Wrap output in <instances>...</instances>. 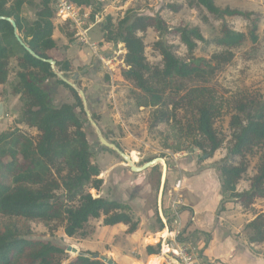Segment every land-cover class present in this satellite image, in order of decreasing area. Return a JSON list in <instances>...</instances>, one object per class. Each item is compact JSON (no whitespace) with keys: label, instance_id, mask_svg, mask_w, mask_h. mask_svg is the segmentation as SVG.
<instances>
[{"label":"trees","instance_id":"trees-1","mask_svg":"<svg viewBox=\"0 0 264 264\" xmlns=\"http://www.w3.org/2000/svg\"><path fill=\"white\" fill-rule=\"evenodd\" d=\"M72 1L82 9L89 2ZM196 1L217 18L249 17L246 12L220 7L216 0ZM25 4L33 5L34 0H0V16L12 17L24 42L41 58L55 59L57 69L67 76L73 70L71 62L54 55L58 46L53 37L54 6L43 0L30 20L23 15ZM257 28L254 21L247 34L224 24L212 41L224 52L207 59L193 54L198 42L206 39L200 28L190 24L169 27L159 14H139L130 8L118 19L108 15L102 25L105 41L125 45L122 75L139 90L137 107L152 108L150 127L158 133L161 147L174 153L198 149L212 157L226 146L227 153L216 166L224 201L235 200L246 208L264 199V95L248 90L227 95L208 83L207 76L232 59L231 49L248 38L256 42ZM149 29L160 34L154 48L161 65L147 58L145 34ZM166 34L187 47L188 60L180 58L162 38ZM11 58L17 59L18 67L12 92L21 95L23 106L16 126L0 133V264H104L93 252L71 256L60 244L30 236L29 221L60 223L69 237L86 236L89 221L95 218H103L105 225L124 223L128 233L138 228L139 221L128 202L91 193V189L99 192L104 180L100 167L92 161L91 145L76 110L83 106L81 97L50 63L34 57L19 43L9 21L0 19V85L8 80ZM189 80L198 83H183ZM58 85L68 87L77 103L56 105L52 95ZM225 116H229L230 133L216 125ZM21 124L35 129L36 134ZM161 125L165 128L157 129ZM251 158L257 159L255 173L248 188L239 191L237 186ZM255 213L247 224L252 230L249 240L260 243L264 241V212ZM177 240L185 239L177 235ZM147 252L157 254L158 250L149 246Z\"/></svg>","mask_w":264,"mask_h":264},{"label":"rangeland","instance_id":"rangeland-1","mask_svg":"<svg viewBox=\"0 0 264 264\" xmlns=\"http://www.w3.org/2000/svg\"><path fill=\"white\" fill-rule=\"evenodd\" d=\"M41 2L43 3V0H34L33 5L25 4L23 7V15L33 20L39 8L37 5ZM49 3L52 5V0H49ZM216 3L220 7H231L232 9L246 12L249 14V17L234 15L217 18L204 7L200 6L196 0H89L88 5H84L83 12L81 13V17L85 22L83 27L87 29L90 28L87 32L88 38L85 42L76 35L77 30L69 24L71 22H66L58 18L54 13L53 22L55 31L53 37H55L54 39L58 45L54 55L57 59H69L75 63L73 70L68 72L66 77L70 81L76 83L79 89L84 90L88 109L97 125L102 130L103 135L108 141L119 144L126 153L132 156L133 160L136 161L138 165H142L152 158L162 155H165L164 157L168 161L170 168L163 196L164 203L162 204V207H164L162 208L163 215L166 217V227L163 224L164 222H160L159 220L156 203L160 184L161 163L142 172L131 171L129 165L124 163L123 158L117 152L100 143L96 127L89 120L84 106H78L76 108L83 120L84 131L91 145V150L93 152L92 161L98 164L102 171L100 177H103L104 184L100 190V195L105 198L127 201L140 215L143 213V210L148 209V211L145 210V212L149 218L143 220V236H147L146 239L143 240L142 237L138 243L134 244L132 251V247L128 246V250L138 259L147 256V246L150 245V241H154L153 237H156L155 235L149 234V231L152 230V225L153 228L155 227L157 229L159 227L161 229V233L157 237L165 236V229H174V231H176V237L177 235H181V237L185 239L184 242L189 243L194 249L195 254H198L200 249L198 250L196 248L197 238L203 236V238L207 240L208 235H203L204 233L200 232L195 224L191 226L192 211L184 210L183 212L185 213L180 212L184 206L180 204V206L176 207V211L175 213L173 212L174 215L171 219H168L165 205L167 202H170V200L173 201L175 198L183 200L186 196V192L183 188L178 192H175L173 189L175 181L181 178L182 175L184 176L178 164L180 159L186 161L188 159L196 160L199 170L201 168L213 169L226 155L227 149L225 146L216 151L213 157L206 158L203 157L204 154L202 151L198 149L179 152L177 154L163 149L158 133L150 127L152 108L137 107V94L139 90L132 81L124 79L122 75V70L125 67V45L123 43H111L113 44L111 46L103 44L100 39L101 34L104 36L102 25L106 23L108 15H112L115 19H118L130 8L139 14H159L166 20L169 27L178 26L180 24H190L200 28L206 41H199L193 54L196 57L212 59L215 53L224 52L222 47L212 42L220 35L221 28L224 24L231 30L248 34L253 27L254 21H256L258 27L257 41L252 42L250 38H248L242 45L231 49L233 52L232 59L210 72L207 78L208 83L217 87L221 93L227 95L242 90H248L252 94L260 93L264 95V0H216ZM97 21H100L98 25L91 27V23H97ZM63 27L64 29H62ZM66 32L70 35L68 36ZM92 32L95 33V36L99 39L92 38ZM160 38V34L153 29H149L145 34L146 55L148 60L154 65L162 64L161 56L154 48V43ZM162 38L167 43L173 45L174 50L180 58L188 60L190 55L188 49L177 37L166 34L163 35ZM96 41H99L101 44V49L99 51H102L106 59L111 60L110 63L108 62V65L103 62L100 59L101 56L97 54L98 45ZM90 52H92V56L94 55L97 60L91 58ZM102 53L100 54L102 55ZM10 71L11 80L15 77L17 71L16 58H11L10 60ZM183 83L191 85L198 83V81L189 80ZM11 86L13 85L10 84V82H6L5 85L0 88L1 97H5L4 99H6V101L9 99L8 91L11 90ZM52 97L56 105H60L64 102L71 104L77 103L76 98L65 85H58ZM11 103L14 104V106H18L13 100ZM9 109L10 110H8L7 107L3 117L0 116V133L8 130L12 126H16L15 122L17 118H13L11 104ZM228 123L229 116H225L222 120L217 121L216 125L225 133H230ZM164 128L165 126L161 125L157 129L163 130ZM23 129L32 134H36L37 132L35 129ZM256 162V158L250 159L249 169L239 182L238 189L243 190L248 188L250 178L255 173ZM196 170L197 168L194 169L193 167L186 175L195 174L197 172ZM204 179H206V177L200 179L198 183H195V187L197 186L198 188L196 191L199 192L196 196L201 197V203L206 208V211H211L215 207L216 199L214 195H210V193L208 195L202 188L201 184ZM187 189L189 191L191 190L190 182ZM91 193L99 196V193L95 189H91ZM231 207L237 219L236 227L231 228L230 231H233L232 234L236 238L242 237L247 239L251 235L252 230L248 227H244V225L247 220L252 218L254 210L264 212V199L256 200L255 206H252L254 209L249 208L245 210L237 206ZM176 212L180 215L179 219H177ZM147 216L145 218H147ZM18 224L22 226L24 223L20 222ZM28 224L31 228V237L51 240L60 244L66 247L68 255L75 256L85 251L87 248L94 251L95 258L98 257L102 259L101 257H103L98 248L94 246L95 243H100L99 236L102 230L98 232V228L103 226L102 219H94L87 226L86 231L89 237L88 235L69 237L65 234L63 225L57 222L46 224L41 221H29ZM163 226L164 229H162ZM107 233L119 235L114 239L111 238V240L106 241L116 249H118L117 247L121 246L122 243H128V245L133 243L132 241L126 242L128 235L124 233L120 235L119 229ZM86 238L88 242H83ZM163 239L170 247H175L178 242L176 241L177 239H175V241L170 240V238ZM256 251L262 252L261 249L255 250V252ZM159 254L162 255L160 247ZM108 258L113 261L112 258ZM160 258L163 261L162 264H171L170 260L167 258H165L167 259L166 261H164L163 257ZM151 261L152 257L150 258V262ZM135 264L140 263L136 262ZM153 264L155 263L153 262Z\"/></svg>","mask_w":264,"mask_h":264},{"label":"crops","instance_id":"crops-1","mask_svg":"<svg viewBox=\"0 0 264 264\" xmlns=\"http://www.w3.org/2000/svg\"><path fill=\"white\" fill-rule=\"evenodd\" d=\"M99 22L100 21H97V23L96 22L91 23V27L97 26ZM62 29H64V27ZM89 29L90 28L87 29L84 27V30L86 31L85 32L86 39L88 38L87 32ZM54 31H55V29H54ZM76 35L79 36L77 34V32H76ZM91 36H92V38H98L95 36V33H93V32H92ZM100 36H101L100 39L103 42V44H105V45L108 44V46L113 45V44L104 40L103 34H101ZM63 37H65V36H63ZM80 39H81V37H80ZM96 44L98 45V49H97L98 53L97 54L100 55L101 57L105 58L103 56L102 51H99L101 49V47H100L101 44L99 43V41H96ZM63 48H65V47H63ZM92 52H90L91 58H93L94 60H97L96 57L94 56L95 55L94 52H93L94 55L92 56ZM99 52L102 53V55ZM67 60H69V59H67ZM70 62L72 64V66H75V63L73 61H70ZM17 69H18V67H17ZM10 73H11V71H10ZM10 76L11 75L9 74L7 82H10V84L13 85L14 83H16L17 77L15 75V77H13V79L10 80V78H11ZM4 85H5V83L0 85V88H2V86H4ZM8 92H9L8 101H6V99H4L5 97L2 98L1 94H0V116L3 117L4 112L6 111L7 107H8V110H10L9 107L11 104L12 111H13V118H18L20 115V112L22 110V106H23V101L21 99V95L20 94H14L12 92V88ZM12 100L14 102H16V105H18V106H14V104L11 103ZM6 102L8 103V105ZM20 126L22 128H28L25 124H21ZM171 153H174V152H171ZM174 154H177V153H174ZM178 164H179V166H180V168H181V170L185 176L184 177L182 175V177H181V180H182L181 189L183 188L185 190L186 196L183 200L179 199L180 203L177 204L176 207L180 206V204H183L184 205L182 207L183 209L181 211L179 210L180 212H183L184 210L192 211L191 226H193V224H195L198 227V229L200 230V232L204 233V234L202 233L203 235H208L207 240H205L203 238V236L197 238V247L196 248L198 250L200 249L198 251V254H197L199 259L203 260L204 262L208 261L209 263H214V264H264V241L260 242V243H252V242H250L249 237L247 239L242 238V237L236 238L232 234L233 231L232 232L230 231L231 228L236 227V219H237V217L235 216V214L231 210V208H232L231 206H237V207L243 208L245 210L249 209V208L243 207L240 203H238L235 200L225 199V201H224L225 195L222 192L221 178H220V175L218 173L217 168L216 167L213 169L201 168L199 170L197 167L198 162L196 160H192V159H190V160L188 159L187 161L184 159H180ZM193 167H194V169L197 168V170H196L197 172L195 174H192V175H186V173L189 170H192ZM168 173H169V170H168ZM205 177H206V179L203 180L201 186L207 192L208 195L210 193V195H214V198L216 199L215 200L216 201L215 207L211 211H206V208L201 203V197L196 196L197 194H199V192L196 191V190H198V188H197V186L195 187V183L196 182L198 183L200 179H203ZM189 182H190V189H191L190 191L187 189L189 186ZM173 186H174V184H173ZM237 188H238V186H237ZM238 190L242 191L240 189H238ZM98 193H99V196H101L100 191ZM164 193H165V191H164ZM203 195H205V194H203ZM257 200H259V199H257ZM123 202H127V201H123ZM171 202L172 201L170 200V202H167V204L165 205V207L167 209V213L166 212L165 213L168 216L167 217L168 219H171V217L175 213L174 212V204L172 207ZM163 203L164 202L162 201V204ZM130 206H131V204H130ZM253 206H255V204ZM162 208H164V207H162ZM252 208L254 209V207H252ZM132 210H133L134 217L139 221L138 228L134 232L128 233L127 230L129 227H128V225H126L124 223H118L115 225H105L103 223V226L98 228V232L100 230H102V231H100V236H99L100 237V241H99L100 245L98 243H95L94 246L96 248H98V250L101 252V254L103 256H106L107 258L108 257L112 258L114 263L117 262L116 264H118V263L119 264H135L136 262H138L140 264H148V262H150L151 256L163 257L164 261H166L168 259V260H170L171 264H173L174 259H172V256L170 257L167 254L163 253L162 246L165 243L163 237H161V236L157 237L161 233V229L159 227L157 229L155 227L153 228V225L151 226L152 230L149 231V234L155 235L156 237L155 238L153 237L154 241H150L149 242L150 245H148L147 248L149 246H152L156 250H158V253L157 254H148V252H147V256L142 257L141 258L142 260H141V259H138L137 257H135L133 255V253H131L130 250H128V246H129V247H132L131 248V251H132L134 248V244L138 243L142 237H143V240L146 239L147 236H143L144 235L143 234V228H144V226H143L144 221L143 220L149 218L147 216V213L145 212V210L148 211V209L143 210L142 211L143 213L141 215L138 214L133 208H132ZM255 212L261 213L263 211L258 212L256 210H254V214L252 215V218L250 220L246 221V224L244 225V227H247V224L255 218V216H256ZM157 213H158V210H157ZM183 213H185V212H183ZM138 215L140 218L138 217ZM176 215L178 217L177 219H179L180 215H178V213ZM146 216H147V218H145ZM158 216H159V213H158ZM159 218L161 219V221L164 222L163 224L167 227L166 217H164V219H162L159 216ZM95 219H102V221H103V218H95ZM92 220H94V219H91L89 221V224L91 223ZM116 229H119L120 235H122L123 233L128 235L126 242L132 241L133 243L130 245H128V243H122L121 246L117 247L118 249H116L113 245L107 243L106 241L111 240V238L114 239V238L119 236L116 234L111 235V234L107 233V232H113ZM162 229H164V227ZM104 230H106V231H104ZM168 230L170 231V234L167 237V239L170 238V240L175 241V239H177L176 231H174V229H168ZM184 231H186V230H184ZM87 235L89 237V234H87ZM83 242H88V239L87 238L84 239ZM165 245H167V244L165 243ZM159 247H160V250L162 252V255L159 254ZM260 249L262 250V252H260V251L255 252V250H260ZM85 251L94 252V251H91L90 249H87V248ZM165 258H167V259H165ZM102 262L104 264L107 263L104 260H102Z\"/></svg>","mask_w":264,"mask_h":264},{"label":"water","instance_id":"water-1","mask_svg":"<svg viewBox=\"0 0 264 264\" xmlns=\"http://www.w3.org/2000/svg\"><path fill=\"white\" fill-rule=\"evenodd\" d=\"M0 19H5L7 21H9L11 23V25L14 28L15 31V36L17 38V40L19 41V43L26 49L28 50V52L30 54H32L34 57L36 58H40L41 60H44L48 63H50L52 69L56 72V74L58 75V77L67 85H69L70 87L74 88L79 96L82 99L83 102V106H84V110L86 112V114L88 115L89 120L91 121V123L96 127V131L98 133V137H99V141L100 143L109 148L114 150L115 152H117L124 160V163L128 164L130 169L134 172H142L145 171L147 169H149L150 167H153L159 163H161L162 168H161V176H160V184H159V189H158V193H157V210L159 213V216L164 219V215H163V210H162V201H163V196H164V191H165V186H166V182H167V176H168V170H169V165H168V161L165 157L163 156H158V157H154L151 160L145 162L142 165H138L136 164V161L133 160L132 156L128 153H126L124 150H122L116 143L110 142L108 141V139L103 135L102 130L100 129V127L97 125L96 121L94 120L92 114L90 113L89 109H88V105H87V99L85 97V92L83 89H79L78 86L76 85V83L70 81L63 72L59 71L56 67V60L55 59H44L41 58L30 46H28L24 40L22 39V37L19 35L18 32V27H17V23L16 21L9 16H0ZM204 158L208 157L207 154L203 155ZM162 246V245H161ZM163 249V246H162ZM168 255V254H167ZM171 257V255H168ZM98 258V257H96ZM102 260H104L105 262L109 263V264H116L114 263L112 260L108 259L107 257L103 256L101 257Z\"/></svg>","mask_w":264,"mask_h":264},{"label":"built area","instance_id":"built-area-1","mask_svg":"<svg viewBox=\"0 0 264 264\" xmlns=\"http://www.w3.org/2000/svg\"><path fill=\"white\" fill-rule=\"evenodd\" d=\"M52 2L55 10V15L66 22H71L70 24L77 30V34L81 37V40L86 42V31L83 27L85 22L81 17V13L83 12L82 7L72 0H52ZM100 59L103 62L107 63V65L111 62L110 59H106L103 57H100ZM181 187L182 180L181 178H178L174 183L173 189L175 190V192H178ZM179 201V198H175V200L172 201V207L174 204V212L176 211V205L180 203ZM167 246L169 247V254L176 259L174 260L173 264H214L209 263L208 261L204 262L203 260L199 259L191 245L184 241H178L175 247H170L169 244H167Z\"/></svg>","mask_w":264,"mask_h":264},{"label":"bare ground","instance_id":"bare-ground-1","mask_svg":"<svg viewBox=\"0 0 264 264\" xmlns=\"http://www.w3.org/2000/svg\"><path fill=\"white\" fill-rule=\"evenodd\" d=\"M165 231H166V235L165 236H163V238H167L168 236H169V234H170V231L169 230H167V229H165ZM168 246L167 245H165V243H164V245H163V253H165V254H168L169 255V250H168ZM152 257V261L155 263V264H162V259L160 258V257H158V256H151ZM172 259H174V260H176L175 259V257H173L172 256ZM151 261V262H152ZM152 262V263H153Z\"/></svg>","mask_w":264,"mask_h":264}]
</instances>
